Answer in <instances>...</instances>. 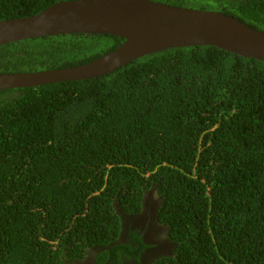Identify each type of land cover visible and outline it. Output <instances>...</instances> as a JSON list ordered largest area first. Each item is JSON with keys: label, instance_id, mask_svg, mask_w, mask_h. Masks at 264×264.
<instances>
[{"label": "trees", "instance_id": "obj_1", "mask_svg": "<svg viewBox=\"0 0 264 264\" xmlns=\"http://www.w3.org/2000/svg\"><path fill=\"white\" fill-rule=\"evenodd\" d=\"M66 0H0V20ZM264 31V0H153ZM123 38L71 33L0 45V73L65 68ZM160 198L173 244L153 264H264V61L166 48L94 78L0 90V264L138 258L123 214Z\"/></svg>", "mask_w": 264, "mask_h": 264}, {"label": "water", "instance_id": "obj_2", "mask_svg": "<svg viewBox=\"0 0 264 264\" xmlns=\"http://www.w3.org/2000/svg\"><path fill=\"white\" fill-rule=\"evenodd\" d=\"M71 33L110 34L124 41L84 64L0 73V90L94 78L142 56L180 46L212 45L264 61V31L219 11L153 0H66L31 16L0 20V45Z\"/></svg>", "mask_w": 264, "mask_h": 264}, {"label": "flooded vegetation", "instance_id": "obj_3", "mask_svg": "<svg viewBox=\"0 0 264 264\" xmlns=\"http://www.w3.org/2000/svg\"><path fill=\"white\" fill-rule=\"evenodd\" d=\"M159 204V203H158ZM158 204H154L151 206L150 208V214L148 212H146V206L144 204V207L142 209V211L138 214H123V225H122V231L120 234V241L128 243L131 247H136L138 245V242L132 237L130 236V232L132 230H136V235H141L140 239L143 243V245H145L144 248L141 249L140 254L138 256L137 259H135L134 257H126L124 255L122 256V264H153L154 259H156L157 257H160L164 254V250L159 251V248H157L155 245H151L153 244V240L157 233V229H154V226L159 224L157 217H156V210H157V206ZM144 215V219L148 220L149 219V224L147 227V230L141 233L142 229H145L144 225H141L140 227H138V224H140L142 222V216ZM141 233V234H140ZM166 244H168V249L171 253V241L167 238L166 239ZM173 245V244H172ZM99 249L97 248H92L89 251V254L82 260L77 261V264H98L96 259H95V255L97 253ZM104 264H112L110 262V259H108L107 262H105Z\"/></svg>", "mask_w": 264, "mask_h": 264}, {"label": "rangeland", "instance_id": "obj_4", "mask_svg": "<svg viewBox=\"0 0 264 264\" xmlns=\"http://www.w3.org/2000/svg\"><path fill=\"white\" fill-rule=\"evenodd\" d=\"M159 202H160V198H159L158 194L156 193V191L149 193L147 195V199L145 201V206H146L145 211L150 214L151 206L156 204V203L158 204ZM148 224H149V219L145 220L144 215H143L142 216V222L140 224H138V227H140L141 225L145 226V229H142L141 233L147 230ZM154 229H157V233H156L157 236H155L154 239L151 240V241H153V244H151V245H155L157 248H159V251L164 250L163 255L171 254L170 251L167 250L168 247H170V246H168V244H166V239H167L166 228L160 224H157L154 226ZM171 246L173 247L172 243H171ZM171 252H172V249H171Z\"/></svg>", "mask_w": 264, "mask_h": 264}]
</instances>
